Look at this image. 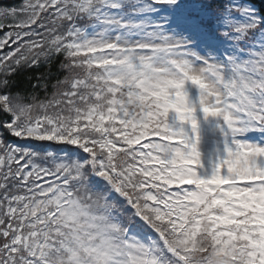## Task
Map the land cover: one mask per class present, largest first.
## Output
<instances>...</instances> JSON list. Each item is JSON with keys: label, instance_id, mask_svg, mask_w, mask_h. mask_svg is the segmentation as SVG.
Instances as JSON below:
<instances>
[{"label": "snow or ice", "instance_id": "6c2138e0", "mask_svg": "<svg viewBox=\"0 0 264 264\" xmlns=\"http://www.w3.org/2000/svg\"><path fill=\"white\" fill-rule=\"evenodd\" d=\"M0 31V264H264V8L23 0Z\"/></svg>", "mask_w": 264, "mask_h": 264}, {"label": "trees", "instance_id": "16d2710c", "mask_svg": "<svg viewBox=\"0 0 264 264\" xmlns=\"http://www.w3.org/2000/svg\"><path fill=\"white\" fill-rule=\"evenodd\" d=\"M250 2L257 8H264V0H250ZM23 0H0V7H15L19 8L22 6ZM11 29H6L5 31H10ZM4 32L0 31V38H3ZM9 46L0 51V55L6 54L11 50ZM62 57L55 58L50 65L41 63L40 66L36 68L24 67L18 70V72L11 78L13 82V91H24V92H32L34 89L31 85L36 84L38 82V78L43 76L46 79L40 80V83L47 82L48 90L44 91L43 88H40L36 91V94L40 99H43L46 95L50 96L52 94L53 88L52 85L55 83L56 79L62 78V73L59 71L60 61ZM9 141L12 138H8Z\"/></svg>", "mask_w": 264, "mask_h": 264}]
</instances>
